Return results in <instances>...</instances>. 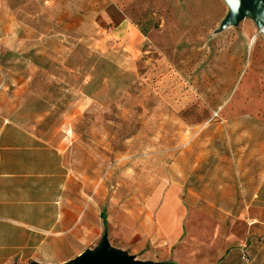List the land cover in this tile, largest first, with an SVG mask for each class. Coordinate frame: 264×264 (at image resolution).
I'll use <instances>...</instances> for the list:
<instances>
[{"label":"rangeland","instance_id":"374dc122","mask_svg":"<svg viewBox=\"0 0 264 264\" xmlns=\"http://www.w3.org/2000/svg\"><path fill=\"white\" fill-rule=\"evenodd\" d=\"M0 5L27 10L0 24V54L11 58L0 65L32 68L37 131L63 146L113 247L171 264L156 222L164 200L228 225L247 215L264 177V32L255 18L228 23L225 0ZM110 7L129 21L122 36Z\"/></svg>","mask_w":264,"mask_h":264},{"label":"crops","instance_id":"0c3cea01","mask_svg":"<svg viewBox=\"0 0 264 264\" xmlns=\"http://www.w3.org/2000/svg\"><path fill=\"white\" fill-rule=\"evenodd\" d=\"M20 11L27 15L26 8L0 5V24ZM106 14L122 36L128 19L117 7ZM23 20L26 27L28 19ZM15 45L9 42L8 48ZM10 59L0 54V64ZM30 70L24 75L0 65V264H62L98 248L107 220L87 185L69 169L63 146L37 131L43 118L40 110L31 111L37 92ZM253 203L247 215L228 225L164 200L156 222L170 263L264 264V177Z\"/></svg>","mask_w":264,"mask_h":264},{"label":"water","instance_id":"95a60500","mask_svg":"<svg viewBox=\"0 0 264 264\" xmlns=\"http://www.w3.org/2000/svg\"><path fill=\"white\" fill-rule=\"evenodd\" d=\"M230 8L228 23L248 15L255 18L264 32V5L261 0H225ZM62 264H163L137 260L133 255L112 246L107 235L96 249H87L77 257Z\"/></svg>","mask_w":264,"mask_h":264},{"label":"bare ground","instance_id":"6f19581e","mask_svg":"<svg viewBox=\"0 0 264 264\" xmlns=\"http://www.w3.org/2000/svg\"><path fill=\"white\" fill-rule=\"evenodd\" d=\"M174 218H176V217L174 216Z\"/></svg>","mask_w":264,"mask_h":264}]
</instances>
